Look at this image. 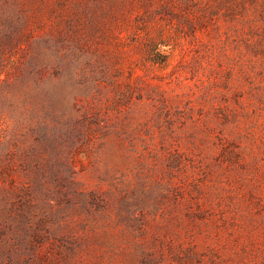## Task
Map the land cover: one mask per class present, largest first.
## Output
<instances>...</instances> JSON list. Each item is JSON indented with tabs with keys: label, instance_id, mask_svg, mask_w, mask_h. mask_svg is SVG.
I'll use <instances>...</instances> for the list:
<instances>
[{
	"label": "rangeland",
	"instance_id": "rangeland-1",
	"mask_svg": "<svg viewBox=\"0 0 264 264\" xmlns=\"http://www.w3.org/2000/svg\"><path fill=\"white\" fill-rule=\"evenodd\" d=\"M144 1L0 0V264H264V0Z\"/></svg>",
	"mask_w": 264,
	"mask_h": 264
},
{
	"label": "trees",
	"instance_id": "trees-1",
	"mask_svg": "<svg viewBox=\"0 0 264 264\" xmlns=\"http://www.w3.org/2000/svg\"><path fill=\"white\" fill-rule=\"evenodd\" d=\"M152 1L145 0L143 6H150ZM192 1L195 2V0ZM177 8L179 7L175 6L173 0H162L160 8L154 9V11L161 10L165 13H170L172 17L176 16L178 18V12L174 11ZM163 45L165 46L167 43L161 40H147L145 48L149 62L166 67L170 62L171 52L162 50L161 46ZM6 117V113L3 110L0 111V125L7 122L8 117ZM9 118H14V122H16L15 126L10 130L5 129L4 132L0 133V193L1 199L5 203L20 199L21 192L29 186L27 183H25L26 185L20 186L17 179L13 176L12 171L15 169V163H19L22 169L28 170L31 168L34 172H37L40 164L41 151L39 149V139L35 136V125L13 115H9ZM7 130L8 132H6ZM5 182H8V185Z\"/></svg>",
	"mask_w": 264,
	"mask_h": 264
}]
</instances>
